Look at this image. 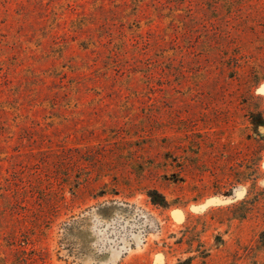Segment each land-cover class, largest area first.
<instances>
[{
  "label": "rangeland",
  "instance_id": "1",
  "mask_svg": "<svg viewBox=\"0 0 264 264\" xmlns=\"http://www.w3.org/2000/svg\"><path fill=\"white\" fill-rule=\"evenodd\" d=\"M257 133L264 0H0V264H264Z\"/></svg>",
  "mask_w": 264,
  "mask_h": 264
},
{
  "label": "trees",
  "instance_id": "2",
  "mask_svg": "<svg viewBox=\"0 0 264 264\" xmlns=\"http://www.w3.org/2000/svg\"><path fill=\"white\" fill-rule=\"evenodd\" d=\"M250 141L249 146H252V148L245 151V158H243L237 165H231L226 169V172L224 173L225 182L223 183L225 185L217 184V186H214L215 189H221L222 187L230 184L246 182H250L251 188H254L256 181L259 179V161L261 153L264 150V135L257 133ZM226 157L227 161L233 159L230 158L231 155H227ZM246 204L247 200L244 199L239 203V205H237L238 208L240 207L239 211L243 212L241 216L245 215L244 211L246 209Z\"/></svg>",
  "mask_w": 264,
  "mask_h": 264
}]
</instances>
